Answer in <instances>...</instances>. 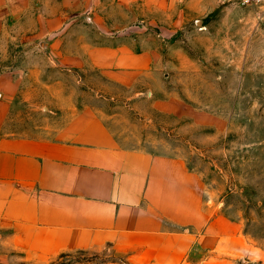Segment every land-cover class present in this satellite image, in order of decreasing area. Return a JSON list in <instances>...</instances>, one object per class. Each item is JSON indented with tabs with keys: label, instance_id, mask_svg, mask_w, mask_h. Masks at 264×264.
<instances>
[{
	"label": "crops",
	"instance_id": "crops-1",
	"mask_svg": "<svg viewBox=\"0 0 264 264\" xmlns=\"http://www.w3.org/2000/svg\"><path fill=\"white\" fill-rule=\"evenodd\" d=\"M78 1L95 7L100 0ZM114 1L123 18L129 16L124 10L131 11L135 25L118 27L94 16L89 27L95 32L141 28L137 21L144 28H183L198 15L196 10L179 12L181 0ZM205 1L203 13L211 4L217 9L221 0ZM50 2L63 0H0V47L9 28L21 30L22 43L37 44L36 38L67 27L65 6L49 14ZM36 7L43 10L40 33L30 36L26 29L35 26L27 22ZM47 47L59 50V63L50 58V65L22 63L0 70V232H9L15 249L29 260L45 262L62 253L110 245L132 264H188L198 248L214 256L203 264H221L219 258L230 253H257L238 223L217 214L203 175L183 158L127 147L99 109L64 106L61 92L51 90L45 80L49 66H89L110 83L131 88L162 68L159 45L135 51L127 43L80 40L71 54H64L66 41ZM161 91L148 95L154 98ZM165 92L153 101V109L180 116L171 106L175 91ZM47 112L59 117L48 123ZM37 114L43 118L37 121Z\"/></svg>",
	"mask_w": 264,
	"mask_h": 264
},
{
	"label": "rangeland",
	"instance_id": "rangeland-1",
	"mask_svg": "<svg viewBox=\"0 0 264 264\" xmlns=\"http://www.w3.org/2000/svg\"><path fill=\"white\" fill-rule=\"evenodd\" d=\"M203 3L206 1H179V12L196 10L198 14L183 28H144L137 21L141 28H106L99 34L90 28V18L111 21L118 27L125 22L132 26L131 11L124 10L129 16L123 18L113 0L97 1L95 7L87 1L50 2L49 14H57L59 6H65L67 27L56 35L36 38L37 44L22 43L21 30L9 28L0 47V70L22 63L50 65V58L59 63V50L45 46L61 40L69 43L64 54H71L80 40L94 45L127 43L135 51L159 45L162 68L131 88L110 83L103 72L89 66H49L45 80L51 90L61 92L64 106L99 109L127 147L142 146L179 156L201 173L217 214L238 223L243 237L257 252L226 254L219 258L221 264H264V9L221 0L217 9L211 4L203 13ZM39 8L32 10L27 22L35 26L26 29L30 36L40 33L43 10ZM154 89L164 91L149 97L148 92ZM167 90L175 91L171 106L181 117L153 109V101L165 96ZM143 91L145 95H135ZM47 114L48 123L59 117ZM39 118L43 117L37 114L36 120ZM9 237L8 231L0 232V264H132L110 245L35 262L15 249ZM213 257L198 248L188 264H203Z\"/></svg>",
	"mask_w": 264,
	"mask_h": 264
},
{
	"label": "built area",
	"instance_id": "built-area-1",
	"mask_svg": "<svg viewBox=\"0 0 264 264\" xmlns=\"http://www.w3.org/2000/svg\"><path fill=\"white\" fill-rule=\"evenodd\" d=\"M234 2L236 5L245 8H260L264 9V0H227Z\"/></svg>",
	"mask_w": 264,
	"mask_h": 264
}]
</instances>
